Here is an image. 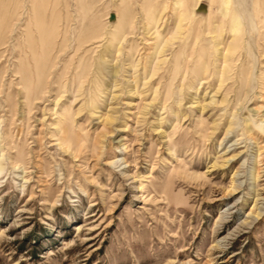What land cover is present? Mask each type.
<instances>
[{
    "label": "rangeland",
    "instance_id": "obj_1",
    "mask_svg": "<svg viewBox=\"0 0 264 264\" xmlns=\"http://www.w3.org/2000/svg\"><path fill=\"white\" fill-rule=\"evenodd\" d=\"M0 264H264V0H0Z\"/></svg>",
    "mask_w": 264,
    "mask_h": 264
}]
</instances>
